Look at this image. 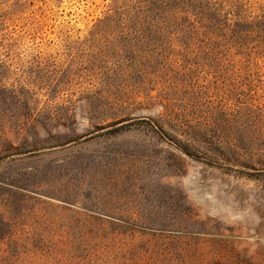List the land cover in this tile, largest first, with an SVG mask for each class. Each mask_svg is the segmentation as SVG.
<instances>
[{
    "label": "rangeland",
    "instance_id": "obj_1",
    "mask_svg": "<svg viewBox=\"0 0 264 264\" xmlns=\"http://www.w3.org/2000/svg\"><path fill=\"white\" fill-rule=\"evenodd\" d=\"M187 246L264 262V0H0V264Z\"/></svg>",
    "mask_w": 264,
    "mask_h": 264
},
{
    "label": "trees",
    "instance_id": "obj_2",
    "mask_svg": "<svg viewBox=\"0 0 264 264\" xmlns=\"http://www.w3.org/2000/svg\"><path fill=\"white\" fill-rule=\"evenodd\" d=\"M165 3V2H163ZM176 8V7H175ZM116 18L115 16H108L104 20H101L99 24L96 26L95 30L91 33V38H105L110 35L112 30H114L116 27ZM126 28V26H125ZM124 29V28H123ZM126 30V29H125ZM125 31L123 30V38H141L139 36L134 35L133 31L129 30V33L124 34ZM127 35V36H125ZM214 241V240H213ZM213 244V242L211 241ZM206 252L200 248H194L187 246L183 251H181L182 254V261L181 264H264V262L258 261V262H253L246 256H244L242 253L243 252H237L233 251L232 252V257L229 261L226 263L220 262V252H213L210 256V260L205 261L206 255H204ZM235 260V261H233ZM249 260V261H248Z\"/></svg>",
    "mask_w": 264,
    "mask_h": 264
}]
</instances>
